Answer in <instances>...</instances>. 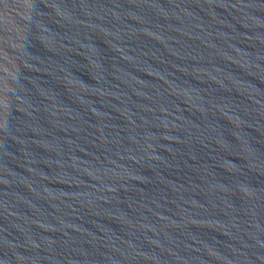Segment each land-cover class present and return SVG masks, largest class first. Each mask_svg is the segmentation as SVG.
I'll list each match as a JSON object with an SVG mask.
<instances>
[{
	"label": "water",
	"instance_id": "1",
	"mask_svg": "<svg viewBox=\"0 0 264 264\" xmlns=\"http://www.w3.org/2000/svg\"><path fill=\"white\" fill-rule=\"evenodd\" d=\"M0 264H264V0H0Z\"/></svg>",
	"mask_w": 264,
	"mask_h": 264
}]
</instances>
